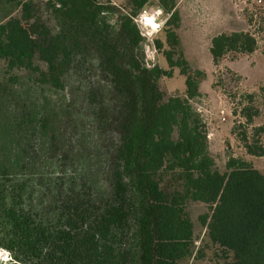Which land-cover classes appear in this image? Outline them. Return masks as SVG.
<instances>
[{
	"label": "trees",
	"instance_id": "16d2710c",
	"mask_svg": "<svg viewBox=\"0 0 264 264\" xmlns=\"http://www.w3.org/2000/svg\"><path fill=\"white\" fill-rule=\"evenodd\" d=\"M129 1L132 12L110 0H0V247L14 264H180L209 247L224 264H264V172L233 156L217 166L191 102L203 73L178 52L177 0ZM154 4L169 17L155 42L170 71L147 65L134 20ZM256 44L224 32L211 54ZM177 66L186 91L169 96L160 79ZM248 98L247 125L260 114ZM238 128L247 152L264 155V125ZM34 140L53 167L36 203ZM191 200L208 208L197 251Z\"/></svg>",
	"mask_w": 264,
	"mask_h": 264
},
{
	"label": "rangeland",
	"instance_id": "374dc122",
	"mask_svg": "<svg viewBox=\"0 0 264 264\" xmlns=\"http://www.w3.org/2000/svg\"><path fill=\"white\" fill-rule=\"evenodd\" d=\"M110 1L127 12L133 11L129 0ZM157 7L161 6L154 4L148 8ZM177 7L181 19L176 32L178 52L183 54L192 69L203 73L201 94L191 102L196 109H201L207 136L210 134L209 148L217 166L223 171L229 157L233 156L243 158L264 172V155L249 154L238 134L244 129L238 128L241 124L246 126L249 135L256 126L264 125V0H177ZM233 31L250 33L257 42L255 50L251 53L229 52L215 62L211 54L213 37ZM157 38L166 41V32L162 30L154 34L152 41L147 38L145 44L148 41L151 48H154V53L151 54L154 64H159L170 71L171 67L163 49L160 50L156 46ZM36 63L43 66L46 64L38 57ZM5 64V59L0 58V70ZM172 72L171 76L164 75L160 79L161 88L169 96L184 94L189 71L183 66H177ZM249 94L254 95L252 104L257 105L260 114L254 117L253 123L247 125L241 109L249 104ZM222 110L225 111L224 114ZM223 115L226 120H223ZM260 137L264 145V133H261ZM42 145L39 140H34L29 147L32 153L36 152L34 156L40 155L39 158L35 157L38 165L33 167V172L29 169L26 176V178L30 176L34 184V203L38 202L37 188L45 187V176L50 177L53 170L50 162L43 158ZM187 210L195 224L197 251L205 242L202 241L205 229L198 217L208 211V208L205 203L191 200ZM221 255L222 251L216 247H209L205 248L203 258L196 260L186 258L180 264H224L225 259Z\"/></svg>",
	"mask_w": 264,
	"mask_h": 264
},
{
	"label": "built area",
	"instance_id": "2783aa9c",
	"mask_svg": "<svg viewBox=\"0 0 264 264\" xmlns=\"http://www.w3.org/2000/svg\"><path fill=\"white\" fill-rule=\"evenodd\" d=\"M134 20L139 24L141 29V34L148 40L152 41V37L154 34L160 32V30L164 27L167 16H165L164 9L162 7L157 8H148L144 9L140 12ZM151 44L147 41L145 44V51H146V61L149 67H153L155 64L153 62V57L151 54L154 53V48L152 49ZM198 112L201 113V109H197ZM224 114L225 111L222 110ZM223 120H226L225 115H223ZM210 136V134H208ZM16 263L13 255L9 250L4 247H0V264H14Z\"/></svg>",
	"mask_w": 264,
	"mask_h": 264
}]
</instances>
